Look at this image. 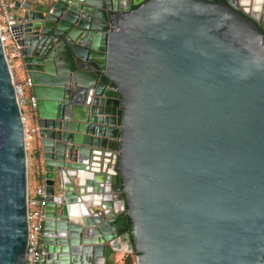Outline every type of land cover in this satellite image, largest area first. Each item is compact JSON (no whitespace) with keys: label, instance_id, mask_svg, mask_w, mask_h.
Here are the masks:
<instances>
[{"label":"water","instance_id":"water-1","mask_svg":"<svg viewBox=\"0 0 264 264\" xmlns=\"http://www.w3.org/2000/svg\"><path fill=\"white\" fill-rule=\"evenodd\" d=\"M14 6L39 264H264V0ZM26 182L0 44V264H25Z\"/></svg>","mask_w":264,"mask_h":264},{"label":"built area","instance_id":"built-area-1","mask_svg":"<svg viewBox=\"0 0 264 264\" xmlns=\"http://www.w3.org/2000/svg\"><path fill=\"white\" fill-rule=\"evenodd\" d=\"M24 0H0V44L3 57L7 64V68L12 81L14 96L18 106L20 119L23 126V139L25 150L27 141L31 139L29 131L25 129L26 120L33 118L35 109V99L30 92V81L27 76L21 83L14 81L13 71L23 70L21 63L20 47L17 40L20 38V31L17 25L12 23L11 16L15 10V3L19 4ZM26 113L27 116H26ZM34 134V127H32ZM27 163V161H26ZM38 180L34 184V190L30 195L26 182V221H27V237L25 249V264H39V244L42 233V225L44 221L45 206V186L43 172L38 169ZM125 255V254H121ZM120 262V260H119ZM122 264V262H120Z\"/></svg>","mask_w":264,"mask_h":264},{"label":"crops","instance_id":"crops-1","mask_svg":"<svg viewBox=\"0 0 264 264\" xmlns=\"http://www.w3.org/2000/svg\"><path fill=\"white\" fill-rule=\"evenodd\" d=\"M28 121L30 122L31 127H33V122H32L33 118L29 117ZM30 141H31V143H30ZM25 152H26V161H27V171L29 168H31L30 175H31L32 181H34V184H35L36 181L38 180V178H37L38 169L42 171V168H41V165L39 164L37 157H36V149H35V143H34L33 137L27 141V147H26ZM27 155H28V157H27ZM120 256H121V254L117 253L115 258L118 259Z\"/></svg>","mask_w":264,"mask_h":264},{"label":"rangeland","instance_id":"rangeland-1","mask_svg":"<svg viewBox=\"0 0 264 264\" xmlns=\"http://www.w3.org/2000/svg\"><path fill=\"white\" fill-rule=\"evenodd\" d=\"M16 13H17V11L13 12L12 14L14 16H16L17 15ZM13 76H14V81L15 82L21 83L23 81V79H24L25 73H24L23 70H14L13 71ZM27 114L28 113H26V116H27ZM25 129H27L29 131V134L31 135V138H32L34 136V134L32 132V127H31L30 122L28 121V119L26 120V123H25ZM30 143H31V141H30ZM27 157H28V155H27ZM30 171H31V168H29L28 171H27V189H28L29 194L31 195L33 190H34V181H32V179H31ZM126 255H130L132 257V260H133V255L132 254H125L124 256H126ZM114 257H115V255L112 256V258L110 259V262H112L111 264H121L118 261V259L117 258L115 259Z\"/></svg>","mask_w":264,"mask_h":264},{"label":"trees","instance_id":"trees-1","mask_svg":"<svg viewBox=\"0 0 264 264\" xmlns=\"http://www.w3.org/2000/svg\"><path fill=\"white\" fill-rule=\"evenodd\" d=\"M134 256V254H132ZM107 264H110L109 262ZM122 264H132V257L130 255H126Z\"/></svg>","mask_w":264,"mask_h":264},{"label":"flooded vegetation","instance_id":"flooded-vegetation-1","mask_svg":"<svg viewBox=\"0 0 264 264\" xmlns=\"http://www.w3.org/2000/svg\"><path fill=\"white\" fill-rule=\"evenodd\" d=\"M207 1H211V2H216V0H207ZM124 255H121L119 258H118V261L120 260V262H122L123 263V260H124ZM116 259V258H115ZM108 262H106V264H107ZM110 264L112 263V262H109Z\"/></svg>","mask_w":264,"mask_h":264},{"label":"bare ground","instance_id":"bare-ground-1","mask_svg":"<svg viewBox=\"0 0 264 264\" xmlns=\"http://www.w3.org/2000/svg\"><path fill=\"white\" fill-rule=\"evenodd\" d=\"M246 3V2H245Z\"/></svg>","mask_w":264,"mask_h":264}]
</instances>
